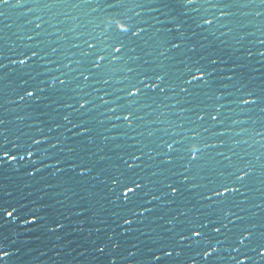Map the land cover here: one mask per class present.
<instances>
[{"label":"water","instance_id":"1","mask_svg":"<svg viewBox=\"0 0 264 264\" xmlns=\"http://www.w3.org/2000/svg\"><path fill=\"white\" fill-rule=\"evenodd\" d=\"M228 11L231 15L226 19L200 28L196 19L215 10L204 5L196 12L182 7L179 0H157L142 9L133 7L130 0H63L61 4L9 0L7 5L0 4V64L4 65L0 69V119L4 121L0 133L9 149L19 142L37 152L32 160L0 165V205L20 208V219L29 211L39 218L28 226L0 219V249L9 253L0 264H111L113 258L116 264H150L149 249H158L162 238L175 246L181 231L205 218L228 225L219 235L206 229L209 238L222 241L223 257L210 258L206 264H228V245L234 241L225 237L237 232L238 224L264 217V44L260 43L264 5L259 0H237ZM115 13L133 16L146 31L133 45L136 51L131 55L139 59L109 68L112 83L108 90L114 93L108 97L110 102H116L123 87L126 64L160 72L168 88L164 93H149L133 105L139 119L132 127L117 122L97 99L104 85L94 88L74 71L80 67L75 61L81 58V48L75 45L82 44L88 33L99 35V26ZM35 23L41 29L36 30ZM174 42L180 47L173 48ZM32 50L39 53L33 62L23 67L12 63ZM70 62L71 68L67 67ZM194 64L209 76L207 84L197 86L190 97L175 85ZM61 73L70 80L65 88L48 89L38 103L19 100L25 87L21 80L35 84ZM249 92L259 102L242 108L239 97ZM81 96L90 101L83 111L77 106ZM194 105H207L209 111L219 108L221 121L196 120ZM81 124L88 133L73 127ZM34 137L47 142L34 147ZM167 140L179 142L181 149L172 164L163 163L161 154ZM193 143L201 148V158L189 168L186 149ZM209 144L216 147H206ZM133 152L143 156L136 161V169L127 171L124 159ZM246 165L252 167L253 179L241 189L245 195L215 206L202 200L210 180ZM81 166L91 171L82 176ZM33 167L39 171L27 175L26 169ZM117 171L143 178L149 195L144 199L152 194L159 197L145 205L152 210L138 216L131 226L122 223L128 206L114 200L110 191V177ZM185 171L189 182L180 184ZM172 181L180 184L174 199L166 188ZM229 208L244 220L229 223L231 218L225 216ZM56 224L62 227L54 229ZM101 246L104 251H97ZM177 246L183 249L182 255L161 264H188L204 245L185 242Z\"/></svg>","mask_w":264,"mask_h":264},{"label":"snow or ice","instance_id":"2","mask_svg":"<svg viewBox=\"0 0 264 264\" xmlns=\"http://www.w3.org/2000/svg\"><path fill=\"white\" fill-rule=\"evenodd\" d=\"M21 0H17L20 3ZM63 0H53L55 4H61ZM133 7L143 8L145 5L156 3L157 0H130ZM237 0H179V4L188 9L192 8L194 11L199 12L200 6L207 5L208 8L215 10V14L200 15L196 19L197 27L210 28L217 21L226 19L231 15L228 9L236 3ZM255 2V0H250ZM9 0H0V4L7 5ZM259 3L264 5V0H259ZM71 6L76 7L77 4ZM197 6V7H193ZM111 7V6H110ZM187 15V13H185ZM259 15V13H257ZM140 13H135V17H139ZM36 30L41 29L40 23H35ZM101 28L100 34L95 32L88 33L82 37V44H77L75 47L81 48L79 60L75 63L80 65L77 72L78 77L84 82H89L92 87L96 88L97 85H104L103 94L98 95L97 99L102 105L107 107V111L111 113L117 122H124L128 127L139 119L133 111V105L139 103L141 98L148 96L149 93H164L168 91L165 86L166 76L156 71H141L138 68L132 67L130 64H126V75H124L121 81L123 87L119 89V95H116V102L113 104L108 97L113 96L114 93L109 91V87L112 83L111 76L108 74V70L111 66L120 64L121 62L133 61L139 59L134 57L131 53L136 51V47L133 45L140 39H142L146 29L138 22L133 16L126 13H115L110 15L106 21H103L99 26ZM180 26H177L179 31ZM32 39V37H29ZM264 44V40L260 41ZM173 48H179V43H173ZM55 51V49L53 50ZM264 55V53H261ZM39 53L32 50L28 53H22L12 60L13 64L20 65L21 67L33 62ZM251 55V53H249ZM216 63V61H212ZM71 62L67 67L71 68ZM4 65L0 64V69H3ZM209 73L198 64H194L188 67L185 74L180 78V82L175 85L179 88V91L187 96H193L197 86L206 85L208 82ZM23 92L19 96L20 101H24L26 98L39 102L42 98V94L48 89L56 90L65 88L70 84V80L67 75L61 73L58 76L48 75L47 79L43 82H36L35 84H29L27 80H21ZM101 91V89H97ZM259 98L249 92L246 95L239 97L238 103L242 108H249L258 104ZM90 101L81 96L77 101V106L80 110H86ZM70 107V105H69ZM196 108L195 117L198 121H208L216 123L221 121V113L219 108H214L209 111L207 105L200 106L194 105ZM65 120L67 116L63 117ZM4 121L0 119V125ZM115 126V125H114ZM73 127H79L81 133H88L89 129L81 125H73ZM151 135V133H149ZM197 133H193V140ZM220 136L224 135V132L219 133ZM46 140L40 138H32V145L38 146L42 143H46ZM177 141L167 140L162 143L161 154L164 155L163 163L172 164L174 154H179L181 149L178 147ZM206 147H216V145L209 144ZM201 148L195 143L188 146L186 149L187 167H191L196 164L201 158ZM223 155V153H219ZM37 156V152L33 151V148L27 146H21L19 142L11 145V149L8 148V140L0 133V165L6 162L24 161L25 158L29 160L34 159ZM143 154L136 155L135 152L130 153L127 159H124L125 170L132 171L138 167L136 161L142 159ZM230 159V158H228ZM31 169V170H29ZM26 169V174L33 176L39 171V169L33 167ZM91 169L81 166L80 175H85L90 172ZM187 172L181 173L182 180L180 184H187L189 182V176ZM253 179V169L250 165L239 167L236 171L225 175L221 173L215 180L209 181V187L203 193L202 200L211 203L213 206L217 204H225L233 200L238 194L243 196L244 192L242 188H247ZM180 184L175 181L166 184L167 193L171 198L177 197L180 192ZM145 183L143 178H135L134 176H126L125 171H117L110 177V191L113 194L114 200L122 203L126 207L128 215L123 217L122 223L126 226H131L138 216H143L145 213L150 212L152 209L146 207V204H151L153 201L159 199L155 194L150 195V199H144L149 195L144 191ZM264 203V202H262ZM259 207V206H257ZM253 216H257L258 213H253ZM21 210L17 206H4L0 205V219H7L8 221L19 220L24 226L32 225L38 222L39 218L29 211V214L21 217ZM226 218L230 217L229 223H236L243 221L244 217L234 213L231 208L225 214ZM62 225L56 224L55 228H60ZM228 227L227 224L222 221L205 218L200 222H191L185 231H181L178 234V244L166 242L161 239L158 249H149L148 260L150 264H161V261L173 256L179 257L183 253V249L177 245H182L185 242L204 245L198 251L194 253V256L189 260L188 264H206L210 258H220V249L222 247V241L220 239L213 240L209 238L208 232L219 235L222 230ZM238 231L232 233L230 237L225 239H232L234 242L229 244L231 253L228 257V264H264V217H261L255 221H248L247 223L238 224ZM118 247V245H116ZM97 251L103 252L104 248L98 247ZM9 253L0 249V259H4ZM135 255V252L130 253ZM111 264H116L115 258L112 259Z\"/></svg>","mask_w":264,"mask_h":264}]
</instances>
